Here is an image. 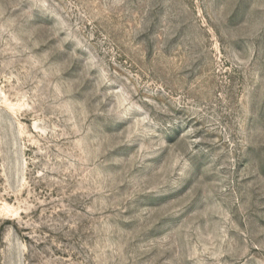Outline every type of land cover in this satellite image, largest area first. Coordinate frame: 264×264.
Returning a JSON list of instances; mask_svg holds the SVG:
<instances>
[{
  "label": "rangeland",
  "instance_id": "1",
  "mask_svg": "<svg viewBox=\"0 0 264 264\" xmlns=\"http://www.w3.org/2000/svg\"><path fill=\"white\" fill-rule=\"evenodd\" d=\"M0 264H264V0H0Z\"/></svg>",
  "mask_w": 264,
  "mask_h": 264
}]
</instances>
